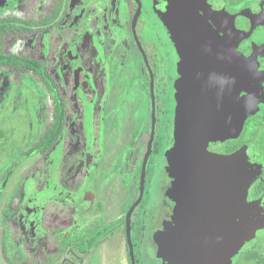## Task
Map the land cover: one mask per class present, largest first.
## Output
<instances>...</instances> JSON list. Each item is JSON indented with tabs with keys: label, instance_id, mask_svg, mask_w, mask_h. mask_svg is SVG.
I'll use <instances>...</instances> for the list:
<instances>
[{
	"label": "flooded vegetation",
	"instance_id": "af4514ba",
	"mask_svg": "<svg viewBox=\"0 0 264 264\" xmlns=\"http://www.w3.org/2000/svg\"><path fill=\"white\" fill-rule=\"evenodd\" d=\"M0 50L23 57L39 69L34 75L26 64H0V75L7 74L13 84L30 83L41 92L43 110L35 135L47 124L45 98L50 94L46 87L57 84L54 91L66 102L59 140L47 152L30 154L29 159L38 155V160L19 176L4 206L2 227L6 216L14 213L25 233L19 218L25 184L38 173L42 180L48 161L59 154L58 181L67 184L74 196L68 201L47 199L40 210V224L47 205L68 208L75 220L66 235L74 237V227L86 223L89 237L103 232L86 252L102 238H110L118 243L119 264H125L120 241L127 213L139 200L143 165L150 153L143 199L133 217L136 264H168L166 261H175V252L182 257L181 264H213L209 260L213 249L219 258L214 264H264V227L236 255L230 252L232 246L213 239L221 232L213 229L223 224L221 214L228 211L233 215V208H238L229 189L247 186L246 181L233 180V173L222 180L219 171L229 169L216 162L217 155L230 156L244 147H256L262 173L250 185L247 200L264 197V138L257 135L264 130V88L257 86V92L249 85L254 78L264 85V0H0ZM240 53L245 59L242 62ZM239 89L244 100L259 107L248 117L241 134L195 139L190 117L235 115ZM90 109L92 134L84 126L85 112ZM182 116L188 131L184 138L177 134ZM74 119L89 139V157L85 159V152L81 156L88 164L78 171L74 169L80 158L73 152ZM247 132L252 135L245 138ZM102 155L110 159L106 175L116 170L115 178L109 177L105 184L115 181L116 186L105 190L104 200L97 206H86L88 211L83 214L78 199ZM112 157L117 159L113 164ZM29 159L23 163L12 160L1 174L6 173L0 194ZM241 168L247 178L256 167L253 162ZM80 181L84 183L78 190ZM38 186L43 187L40 180ZM16 196L19 205L9 211L7 206ZM223 203H227L224 208ZM109 210H117L118 215L104 216ZM86 217L89 219L82 222ZM183 230L187 233L184 242ZM200 233H207L208 238ZM25 237L29 242L26 233ZM169 240L176 247L171 253L165 248ZM124 252L129 255L128 246ZM127 264H132L129 256Z\"/></svg>",
	"mask_w": 264,
	"mask_h": 264
},
{
	"label": "rangeland",
	"instance_id": "374dc122",
	"mask_svg": "<svg viewBox=\"0 0 264 264\" xmlns=\"http://www.w3.org/2000/svg\"><path fill=\"white\" fill-rule=\"evenodd\" d=\"M30 83H25L22 86H17L13 84L7 74L3 73L0 75V175L3 171L8 169V166L11 165L13 159L17 157L22 151L21 148H28L35 138V133L40 129L41 122V112L43 110V102L40 100L39 94L40 91L36 90ZM19 92V93H18ZM8 93L9 99L6 97ZM18 93V94H17ZM12 97V99H11ZM93 109L86 110L85 112V121L84 126L89 133H93V121H92ZM76 119V118H75ZM71 122L74 130L73 134L75 137V148L73 152L79 153L80 158L75 163V171L80 170L83 165L88 163L81 161L82 153L85 152V159L89 157V147L87 145L89 139L85 132H81L77 127L76 122ZM250 131V130H249ZM252 135V134H251ZM249 132L244 133L243 136H251ZM258 135V138H264V130H261ZM55 153V152H54ZM32 155V154H31ZM28 158L21 160V163L25 162ZM33 157V156H32ZM60 155H56V158L49 160L46 165V174L41 180L40 176L36 174L33 176L26 184L23 191L24 200L22 199V204L20 206L19 218L25 228V233L27 240L33 244L35 247H46L47 243V234L42 229L40 224V210L43 204L49 198H61L63 201H68L72 198V194H69L67 189V184L65 186L61 185L58 181V164ZM105 155H102L101 160L97 163L96 171L92 177L87 182L85 189L82 194L79 196L78 207L81 212L84 214L86 206H97L99 202L104 200L105 190L109 191L116 186L115 181L110 185H106L105 182L109 177H114L116 170H113L106 175V171L109 170L108 162L110 159ZM38 160V155L36 157L30 158L27 163L22 164L18 172L11 179V181L6 183V189L0 194V264H19L13 261L16 256L12 257L11 260L5 258L2 251V238H1V228H2V217L4 212V206L7 203L8 198L12 195V191L16 186L19 176L25 173L29 168H32ZM116 158H111L112 164L116 162ZM105 162V163H104ZM81 163V164H80ZM111 164V165H112ZM19 163L17 164V167ZM104 168V169H103ZM13 173H10V175ZM74 174V173H73ZM9 175V176H10ZM103 175L104 178H103ZM95 180V183L91 180ZM103 179L105 180L103 182ZM118 179V178H116ZM39 180L42 182L43 187L38 186ZM41 188V189H40ZM107 194V192H106ZM111 193H108V197ZM126 195V194H125ZM122 197V195H121ZM89 201V202H88ZM82 224L74 227L72 233L76 235L82 230ZM258 236V234H256ZM255 239L250 237V241L253 242ZM172 241H166V250L171 253ZM178 247V246H177ZM176 248L175 246L173 247ZM251 248L247 247L249 252ZM178 253L180 250H178ZM216 253L217 250L215 249ZM214 249L210 250L209 260L214 264L216 263L218 257L214 256ZM219 252V251H218ZM247 252V253H248ZM195 251L191 248V254L194 255ZM180 255L181 252L179 253ZM235 255V254H233ZM85 256L78 249H70L69 251H59L57 253L50 254L49 262L50 264H76L77 260L79 263H82V260L85 261ZM175 261H166L168 264H181V258L177 253H174L172 256ZM82 258V259H80ZM230 262V260H229ZM49 264V263H48ZM232 264V263H231Z\"/></svg>",
	"mask_w": 264,
	"mask_h": 264
},
{
	"label": "water",
	"instance_id": "95a60500",
	"mask_svg": "<svg viewBox=\"0 0 264 264\" xmlns=\"http://www.w3.org/2000/svg\"><path fill=\"white\" fill-rule=\"evenodd\" d=\"M222 42V41H221ZM244 56L240 53V59L239 61H243ZM241 63L239 64V69H241ZM249 85H252L254 89L259 92L258 87L264 88V85L262 84L261 80H256L254 78L253 80H249ZM241 82V80H240ZM244 85V84H243ZM241 86V83H240ZM239 109L238 113H235L233 116H208L203 115L199 117H190L193 120L192 130L190 131L195 139H203L206 136L210 135H219L222 137H236L241 134L244 124L248 117L250 115L255 114L259 107L255 103H251V100L247 102V100H244L241 95V89H239ZM263 94V93H262ZM255 104V105H254ZM185 116L181 117V126L179 129V132H177L178 135L184 138V135L187 130L184 129L185 125ZM233 123H231V122ZM196 129V130H195ZM152 144L149 147V152L151 151ZM149 154H147L146 160L143 165V173H142V180H141V194L139 197V200L132 205L130 210L127 213L126 216V228L124 230V245L129 247V257L131 259L132 264H136L135 259V250H134V242H133V217L134 212L137 207V205L142 201L143 199V191H144V183L146 179V168H147V162L149 158ZM217 160L216 162L220 164L222 167L228 168L229 171L226 169L220 170V174L222 177V180H225V177L228 176L230 178V174L233 173L232 179L233 180H239V183L241 181L247 182V186H242L241 188H236L233 186V188L229 189V195H234L237 198L238 202V208H233V215L231 216L228 211H225L223 214H221V220L223 221V224L220 228H213L217 229L218 231H221L220 233L216 234V237L213 239L218 240V243H225L232 246L230 252H233V254H237L239 249L246 243L249 242L250 237L256 236V234L262 230V227H264V197L262 199H259L258 201L248 202L247 200V194L250 185L259 177L262 173V160H261V153L256 149V147L247 146L242 148L237 154L225 156V155H217L215 157ZM250 159L253 160L255 164V169L253 174L247 176L245 178L244 172L241 168V165H248L252 164L253 162L250 161ZM233 168V169H231ZM233 171V172H232ZM227 174V175H226ZM242 178V180H241ZM236 190V191H235ZM223 203L222 207L224 208ZM256 205V206H255ZM245 206H248V208L245 209ZM231 211V210H230ZM224 222H228V224L225 225ZM249 225V226H248ZM252 225H255L254 228ZM258 226V228H257ZM87 230V225L85 223V226L82 228V231L74 235V237L79 236L83 231ZM206 232V229H202ZM247 232V233H246ZM187 233L183 230L181 233V241L184 242V239L186 238ZM199 236V234H197ZM192 236V234H191ZM200 236L203 238H208L207 233H200ZM212 237V236H211ZM219 244V245H220ZM73 249H78L74 248ZM70 248V249H72ZM69 249V250H70ZM68 250V251H69ZM81 253L86 252L78 249Z\"/></svg>",
	"mask_w": 264,
	"mask_h": 264
},
{
	"label": "trees",
	"instance_id": "16d2710c",
	"mask_svg": "<svg viewBox=\"0 0 264 264\" xmlns=\"http://www.w3.org/2000/svg\"><path fill=\"white\" fill-rule=\"evenodd\" d=\"M0 64H6V66H18L21 64L29 65L30 72L34 75L39 73V69L36 65H30L29 61L23 57L17 55H9L0 50ZM57 84H49L46 87L48 95L45 98V104L47 105V124L43 128V131L36 134L33 144L28 145V148L22 149L21 153L17 155V161L24 159L27 155L37 150L43 152L49 151L55 146L60 138L62 129L64 128L65 120V99L60 97L59 92L55 93L54 88ZM63 127V128H62ZM6 173L0 176V190L1 184L4 181ZM82 177V176H80ZM85 181V180H84ZM84 181L78 182L77 189L80 190ZM18 197H13L9 204V211H14L18 207ZM10 206V208H9ZM89 217L83 219L82 222H86ZM75 213L68 208H62L59 206L47 205L41 213V225L48 235V242L45 249H36L32 244H28L26 241L24 229L21 223L18 221L14 213L9 214L4 219L2 227V251L8 260H11L12 253L18 249V255L15 258V262L21 264H48L50 254L57 253L59 251H68L70 248H78L82 251H88L93 248L95 243L98 242L102 235V231L98 232L94 236L89 237L88 229L83 231L79 236L73 237L71 234L66 235V231L74 225Z\"/></svg>",
	"mask_w": 264,
	"mask_h": 264
},
{
	"label": "crops",
	"instance_id": "0c3cea01",
	"mask_svg": "<svg viewBox=\"0 0 264 264\" xmlns=\"http://www.w3.org/2000/svg\"><path fill=\"white\" fill-rule=\"evenodd\" d=\"M103 213H105L103 214L104 216H111L112 214L118 215L117 210L104 211ZM86 225L88 226V224ZM102 239L100 244L97 245L91 252H82V254L87 255L85 256V261L82 260V263H79L77 260L76 264H119L120 258L118 254V243L113 244V241H111L110 238H105L103 240ZM121 246L123 248L121 256L124 257V263L127 264L128 255L126 254V252H124L126 250V245H124V238L122 241H120V247Z\"/></svg>",
	"mask_w": 264,
	"mask_h": 264
}]
</instances>
